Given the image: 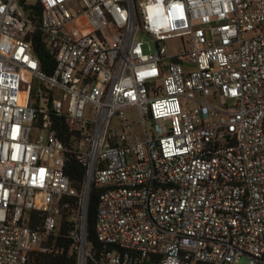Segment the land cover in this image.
<instances>
[{"label": "built area", "instance_id": "built-area-1", "mask_svg": "<svg viewBox=\"0 0 264 264\" xmlns=\"http://www.w3.org/2000/svg\"><path fill=\"white\" fill-rule=\"evenodd\" d=\"M39 2L50 73L34 23L0 0V264L62 254L70 198L76 264H264V0ZM175 38L182 50L170 54ZM69 155L85 168L81 193Z\"/></svg>", "mask_w": 264, "mask_h": 264}, {"label": "trees", "instance_id": "trees-1", "mask_svg": "<svg viewBox=\"0 0 264 264\" xmlns=\"http://www.w3.org/2000/svg\"><path fill=\"white\" fill-rule=\"evenodd\" d=\"M18 3L23 7L27 17L34 23L35 29L31 35L32 48L38 58L40 68L42 71L50 73L55 66V57L50 53L49 49L44 42L41 30L40 22L43 7L39 0H17ZM33 93V88L31 89V94ZM53 126L57 130V135L61 141L68 144L69 134L64 122L60 118L53 119ZM66 174L68 175L70 185L77 191L81 193L84 187V176L85 168L84 166L72 155H69L65 164ZM98 192L96 189L91 187L88 203H87V239L93 246V248L98 247L94 235V222H95V211L97 204ZM71 206L68 209H64L61 212V220L57 229L55 244L57 246L63 247L62 254L59 255H44V254H32L31 264H76V256L72 251V240L69 238V232L72 228V223L68 221V217L75 208L76 198H70ZM33 214V213H32ZM35 214H41L36 212ZM37 223V218L32 221V225Z\"/></svg>", "mask_w": 264, "mask_h": 264}, {"label": "rangeland", "instance_id": "rangeland-1", "mask_svg": "<svg viewBox=\"0 0 264 264\" xmlns=\"http://www.w3.org/2000/svg\"><path fill=\"white\" fill-rule=\"evenodd\" d=\"M70 29L78 32L80 31V26L78 23H75L72 26H70ZM135 40L143 42V45H144L143 50L145 53L148 52L149 47L151 50H154V43L152 42L151 38L148 35H146L144 32L137 31L135 34ZM165 45L170 54H174L182 50V42L178 38L165 41ZM29 80H30L29 77H27V81ZM30 81H31V88H33V92H34L36 86L39 85L38 81L36 79L30 80ZM124 114H125V117L127 118V123L132 129L130 132L132 137L135 134H138L139 139H143L144 134H143L142 126H141V120L137 116L136 109L135 108L127 109L124 111ZM242 263H244V261H242Z\"/></svg>", "mask_w": 264, "mask_h": 264}]
</instances>
